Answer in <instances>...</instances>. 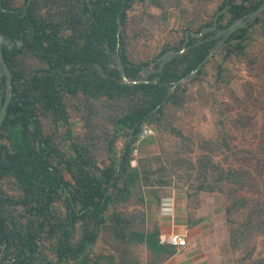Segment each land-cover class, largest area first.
I'll return each mask as SVG.
<instances>
[{
    "label": "trees",
    "instance_id": "16d2710c",
    "mask_svg": "<svg viewBox=\"0 0 264 264\" xmlns=\"http://www.w3.org/2000/svg\"><path fill=\"white\" fill-rule=\"evenodd\" d=\"M147 1L90 0L89 9L82 0L80 6L75 0H32L29 7L28 0H2L0 27L4 58L13 73V99L0 130V264H144L131 259V250L137 246H145L154 255L149 264H160L174 255L175 247L161 244L158 228L146 231L144 211L128 214L123 209L134 198L146 205L143 188L150 186L146 183L150 160L132 165L139 133L145 127L162 132L171 128L170 132L182 137L167 121L166 110L184 106L186 84L169 92L203 62L214 41L190 48L160 75L148 78H159L157 84L124 85L117 64L110 65L112 53L118 50L129 78L139 77L151 64H136L126 56L131 35L128 13L135 4ZM149 1L164 9L160 0ZM263 3L225 0L214 18L228 7L218 19L223 29ZM213 21L185 31L201 32ZM255 24L264 31V13ZM255 24L236 32L232 36L236 40L222 47L225 59L245 53L249 30ZM184 33L174 43H166L155 60L172 49L181 50ZM195 42L190 39L191 44ZM223 71L221 66L217 83ZM4 83L0 76V95ZM74 114L84 125L83 135L73 133ZM123 140L124 149L118 153L117 144ZM203 144L191 184L195 194L222 192L217 186L223 182L231 184L232 191L247 187L246 171L224 169L214 161L216 150L209 148L210 141ZM161 164L157 173L162 175L169 168L165 160ZM172 166L175 175L185 167L191 180L197 170L184 157L175 159ZM174 178L167 182L160 177L152 186H170ZM195 194L187 191V197ZM234 200L225 212L233 224V214L248 202ZM250 209L239 228H231L235 250L247 248L258 228L254 222L258 212ZM103 233L111 238V252L96 251ZM252 255L253 249L246 260ZM255 264H264V258Z\"/></svg>",
    "mask_w": 264,
    "mask_h": 264
},
{
    "label": "rangeland",
    "instance_id": "374dc122",
    "mask_svg": "<svg viewBox=\"0 0 264 264\" xmlns=\"http://www.w3.org/2000/svg\"><path fill=\"white\" fill-rule=\"evenodd\" d=\"M224 1L160 0L164 4V9L152 6L149 0L145 4H135L128 13L131 35L126 41L127 58L136 64L152 63L165 44L174 43L186 29L195 30L204 23H210ZM165 14L166 19L163 18ZM248 35L249 39L245 42V53L242 56L233 54L225 59L223 48L219 49L206 64L204 74L196 81L186 84L184 106L179 109L169 107L166 110L167 121L171 127L181 132L182 137L170 132L171 128L166 132L152 128V135L144 139L139 136L136 143L138 150L134 151L133 160L135 167L140 160H150V177L146 180L148 185L156 184L160 177H163L160 181L167 182L171 176L180 179L178 183L175 178L171 180L170 187L163 189L161 196L173 198L177 209L180 207L178 204L185 201L188 208L192 209V215L190 214L192 221H195L196 216L197 219L203 217V231L207 235L210 229L214 232L219 226L224 225L222 235L230 242V247L237 255L234 264H255L264 258V31L259 24H255ZM221 66L225 71L220 76L221 82L217 83L216 78L219 76L218 70ZM70 123L76 136L83 135L84 125L78 115L74 114ZM44 130L48 131L47 125L44 126ZM205 140L210 141V149L216 150L212 155L214 161L221 167L226 170L236 168L246 171L250 180L247 187L237 189L235 192L232 191L231 184L223 182L217 186L223 190L222 192L195 194V188H192L191 184L197 176V161L203 153L200 147L204 146ZM124 145L125 140L117 144L118 153L124 149ZM178 152L181 154L178 155ZM160 156L169 168V170L166 168L162 175L163 172L157 173L163 162L162 159H157ZM180 157L191 159L196 166L197 170L191 173L192 180L183 166L177 176L170 171L174 168L172 162ZM149 189L147 186L143 188L144 195L148 201L155 204L153 208L155 213L162 216L161 201L157 198V193ZM148 190L153 194L147 196ZM187 191L195 196L187 197ZM236 198H244L248 202L233 214L232 218L236 220L233 224L225 212L226 207L235 202ZM147 206L149 204L141 205L134 198L123 211L128 214L144 211L148 215L147 212L151 209ZM253 207L254 211L258 212L254 221L258 228H255L247 248L235 250L232 246L231 228H239ZM213 224L216 226L213 227ZM170 225L171 223L168 227L171 228ZM209 225H212V228ZM251 249L253 255L246 260L245 257ZM96 251L106 253L112 251V241L108 234L103 233ZM153 258L145 246H137L131 250L133 260L149 264Z\"/></svg>",
    "mask_w": 264,
    "mask_h": 264
},
{
    "label": "crops",
    "instance_id": "0c3cea01",
    "mask_svg": "<svg viewBox=\"0 0 264 264\" xmlns=\"http://www.w3.org/2000/svg\"><path fill=\"white\" fill-rule=\"evenodd\" d=\"M169 187L170 186L160 187L150 185L149 190H153L154 193H157V198L159 197L161 201L163 198V196H161L164 192L163 189H167ZM149 190L147 196L152 193V191ZM146 198L147 197H145V199ZM184 202L185 201H182L178 204V206H180L179 209H177V207L174 209L175 212L172 219H166L160 216L159 213L156 214L155 210L153 209L155 204L146 199V205L149 204L147 207H150L151 209L150 212H147L148 215H146L144 212L146 220L145 228L147 232H151L156 228L160 230L161 234H169L171 232L181 234L185 231H188V246L185 249L174 248V255L169 258H160L167 259L160 264H234V259H236L237 255L230 247V242H228V240L226 241L224 239V235H222L224 234L225 226L222 225L221 227H216L217 229H215L214 232L210 229L207 235L203 231V217L202 219H197L196 216L195 221H192L190 219V214L192 215V209L188 208L187 204ZM169 223H171V228L168 227ZM214 226H216V224H213V227ZM209 227L212 228V225H209ZM221 235L223 239L221 238ZM153 259H155V257Z\"/></svg>",
    "mask_w": 264,
    "mask_h": 264
},
{
    "label": "water",
    "instance_id": "95a60500",
    "mask_svg": "<svg viewBox=\"0 0 264 264\" xmlns=\"http://www.w3.org/2000/svg\"><path fill=\"white\" fill-rule=\"evenodd\" d=\"M1 2H2V0H0V14L3 11ZM227 9H228V7L216 15V17L214 18V21H213V25L211 27L204 28L199 33H192V35L194 37L200 38L208 32L216 31L217 33L215 36L212 37V39H216L218 41L210 49L208 55L203 60V62L200 63L192 72H190L184 78L175 82L173 84V86L171 87V90L169 93L174 91L180 85L182 86L185 84H190L197 77V75L200 72V70L202 69V67L205 64H207L214 57V55L216 54V52L219 49H221L224 45L227 44L226 41L234 33H236L238 30L247 28L250 24H253V23L255 24L257 18L260 17L264 13V3L261 6H259L255 11L247 14L244 18L238 19V20L234 21L232 24H230L228 27H225L223 29L218 30L217 29L218 19H219L220 15L224 14L227 11ZM244 20H246V21H244ZM119 24H120V22H119ZM0 26H1V18H0ZM120 31H121V26L119 25L118 35H120ZM186 35H187V38H186L185 44L189 40L188 34H186ZM3 46H4V41H3L2 31H1V27H0V76L2 78H5V83L2 87V92L0 95V130L2 128L4 121L6 120L8 108L10 106L12 99H13V85H12L13 73H12L8 63L5 61L4 53H3ZM188 50H189L188 47H186V45H185L181 50L172 49L170 51H167L166 53L161 55L159 58H157V60H156V62H154V64H152V66H151L152 69L149 71V73L148 72L145 74L143 73L142 76H139L137 78H129L127 76L122 57L119 53H116L115 59H116L118 70L120 71V74L122 77V83L124 85H138V84H143V83L157 84L159 81V78L149 80L148 79L149 74H151V73H162L164 71L165 66L168 63H170L175 57L184 54ZM155 64L159 65V69H153ZM97 67H99V66L97 65ZM145 70H143V72H145ZM3 97H4V100H3ZM131 132H133V130ZM141 135H142V132L139 133L138 136H141Z\"/></svg>",
    "mask_w": 264,
    "mask_h": 264
},
{
    "label": "built area",
    "instance_id": "2783aa9c",
    "mask_svg": "<svg viewBox=\"0 0 264 264\" xmlns=\"http://www.w3.org/2000/svg\"><path fill=\"white\" fill-rule=\"evenodd\" d=\"M153 134V130L145 127L142 131V139ZM136 151V150H135ZM132 165L135 166V161L132 162ZM174 200L171 197H164L161 199V215L163 217H173L174 215ZM160 242L163 245L173 246L177 249H185L188 246V231L184 233H174L161 234Z\"/></svg>",
    "mask_w": 264,
    "mask_h": 264
},
{
    "label": "flooded vegetation",
    "instance_id": "af4514ba",
    "mask_svg": "<svg viewBox=\"0 0 264 264\" xmlns=\"http://www.w3.org/2000/svg\"><path fill=\"white\" fill-rule=\"evenodd\" d=\"M80 1L81 0H78V1H76L75 0V2L76 3H78L79 4V6H80ZM82 1H85L86 3H87V5L89 6V9H92V5H91V3H90V0H82ZM31 2H32V0H28V2H27V4H26V7H29L30 6V4H31ZM86 14L88 15V16H90L91 15V13H90V11H88V12H86ZM247 15V14H246ZM246 15H244V16H242V17H240V18H238V19H242V18H244ZM238 19H236V20H238ZM235 20V21H236ZM244 21H246V20H244ZM234 22V21H233ZM232 22V23H233ZM231 23V24H232ZM249 27H251V24L247 27V28H245V29H249ZM217 29L218 30H220V29H222V27H219V24H218V26H217ZM239 31V30H238ZM237 31V32H238ZM192 33H199V32H194V31H192V30H189V31H185V33H184V43H183V46H182V48L186 45V47H188V49H190V48H192V47H195V46H197V45H199V44H202V43H205V42H207V43H211V42H213L214 41V44H213V46L216 44V42L218 41V40H216V39H212V37L213 36H215L216 35V31H213V32H208L209 33V35H207V33L204 35V36H202V37H200V38H196V37H194L193 35H192ZM186 34H188V36H189V40H188V42L185 44V42H186V38H187V35ZM235 34V33H234ZM233 34V35H234ZM232 35V36H233ZM230 37L226 42L228 43L230 40H233V41H235L236 39H234L233 37ZM191 38H194L195 40H196V42L194 43V44H191L190 43V39ZM212 46V47H213ZM211 47V48H212ZM210 48V49H211ZM116 53H118V50L116 51V52H114V53H112V58H111V62H110V65H113L114 63H116V59H115V54ZM157 60V59H156ZM156 60L154 61V62H156ZM154 62H152L148 67H145L144 69H142V71H141V74H140V76H142L143 75V73L145 74V73H149V71L152 69L151 68V66H152V64H154ZM117 64V63H116ZM146 69V70H145ZM153 69H159V65L158 64H155V66H154V68ZM143 70H145V72H143ZM157 73H151V74H149V77L150 76H152V75H156ZM159 74V73H158ZM160 75V74H159Z\"/></svg>",
    "mask_w": 264,
    "mask_h": 264
}]
</instances>
